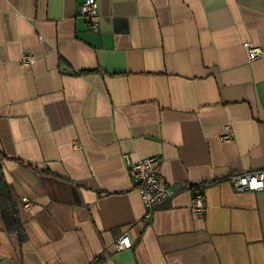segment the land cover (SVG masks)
<instances>
[{"label":"crops","instance_id":"crops-1","mask_svg":"<svg viewBox=\"0 0 264 264\" xmlns=\"http://www.w3.org/2000/svg\"><path fill=\"white\" fill-rule=\"evenodd\" d=\"M84 1L0 0V208L26 236L0 212V264H264V190L228 180L264 168V0H97V28ZM150 155L179 190L146 220Z\"/></svg>","mask_w":264,"mask_h":264},{"label":"built area","instance_id":"built-area-1","mask_svg":"<svg viewBox=\"0 0 264 264\" xmlns=\"http://www.w3.org/2000/svg\"><path fill=\"white\" fill-rule=\"evenodd\" d=\"M79 11L90 26L97 28L100 20L97 0L84 1L81 3ZM244 46L249 60H254L263 53L261 48L253 46L250 42H245ZM34 61L35 57L32 54H25L22 58L23 65L27 67ZM232 137V128L227 125L222 138L231 139ZM127 166L133 185L140 192L146 207L144 218L150 220L159 208L169 202L179 188L170 185L161 173V159L158 155H150L137 160L127 159ZM228 180L237 191H262L264 190V168L233 173L228 177ZM26 205H29V202ZM206 207V196L203 190L196 191L191 205L192 212L197 216H204ZM114 247L116 251L132 248L133 242L129 234L122 233L115 240Z\"/></svg>","mask_w":264,"mask_h":264},{"label":"trees","instance_id":"trees-1","mask_svg":"<svg viewBox=\"0 0 264 264\" xmlns=\"http://www.w3.org/2000/svg\"><path fill=\"white\" fill-rule=\"evenodd\" d=\"M0 212L5 221L6 229L10 234L17 250L19 253L22 251V244L26 239L25 234L22 232L19 226V221L17 218V211L12 204H8L7 206L1 207Z\"/></svg>","mask_w":264,"mask_h":264}]
</instances>
